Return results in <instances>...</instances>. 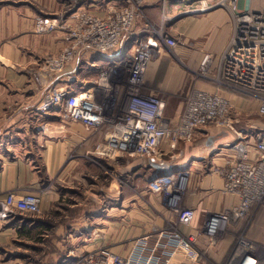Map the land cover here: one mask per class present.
<instances>
[{"label":"crops","instance_id":"crops-1","mask_svg":"<svg viewBox=\"0 0 264 264\" xmlns=\"http://www.w3.org/2000/svg\"><path fill=\"white\" fill-rule=\"evenodd\" d=\"M176 1L165 8V13L176 16V20L187 16L183 13H191L184 27L186 40L175 47L161 43L155 49L144 87L146 92L159 93L164 100L162 116L170 124L179 121L184 109L183 101L174 102L175 96L192 85L215 88L199 81L192 84V73L181 63L195 68L204 54L220 53L233 26L228 12L214 2ZM182 2L183 11L171 14ZM40 5L44 10L33 0H0V198L8 191L33 192L40 196L41 210L14 213L7 222L0 223V264H21L19 258L25 257L21 247L39 250L36 228L39 232L55 230L58 238L51 247L54 251L61 248L62 235L72 231L71 246L78 252L105 247L133 261L155 264H164L165 259L170 264H227L235 237L242 232L258 249H264V205L249 225L244 221L229 223L217 238L202 228L210 212L239 201L237 194L224 191V178L218 170H223L227 160L233 158L235 151L228 145L238 138H245L252 145L264 130V122L251 119L233 128L201 126L191 140L179 141L173 149L164 141L161 160L139 155H101L103 129L65 119L62 104L46 113H40L35 106L50 87L73 89L74 82L83 87L94 81L101 69L123 53L132 52L135 38L122 37L115 49L98 57L76 59L54 77L40 73L41 82L36 83L33 75L40 72L39 56L58 53L65 45L60 32H34L35 15H55L49 12L56 7L54 3ZM86 6L98 15L104 13L102 6L88 2ZM189 7L192 9L187 10ZM143 10L160 17V0H149ZM143 27L141 23L136 25V37L143 33ZM168 53H177V57ZM69 75L74 76L71 83L67 82ZM229 113L232 114L231 109ZM232 116L238 123V113ZM4 155L15 156L9 159ZM21 155L37 165H27ZM168 175L173 176L175 184L185 175L181 205L195 213L187 225L177 221L175 212L167 206L166 189L158 185L159 179ZM42 213L61 221H41ZM173 231L193 234L194 242L188 249L174 246ZM7 244L10 249L4 248ZM52 257L51 263L66 264L63 251ZM68 258L75 264L74 256L68 254Z\"/></svg>","mask_w":264,"mask_h":264},{"label":"built area","instance_id":"built-area-1","mask_svg":"<svg viewBox=\"0 0 264 264\" xmlns=\"http://www.w3.org/2000/svg\"><path fill=\"white\" fill-rule=\"evenodd\" d=\"M149 0H75L72 14L73 26L64 37V47L58 56L42 60L39 73L54 77L73 60L95 57L115 49L122 37H134L132 52L123 53L118 59L101 69L97 78L85 86L82 99L75 90L65 87L50 88L35 108L40 113L53 111L62 104L66 119L81 121L86 127L103 129L104 150L101 155L146 156L161 160L162 144L174 148L178 141H189L196 130L205 125L230 126L229 103L218 92L211 93L194 88L187 96L183 112L176 124L168 123L162 116L164 100L155 92L144 90L145 73L161 43L175 47L177 41L163 27L167 18L162 14L157 27L147 21L144 6ZM86 2L102 6L104 13L98 15L88 9ZM234 27L221 54L220 79L224 85L235 90L258 95L257 112L264 117V12H253L250 7L243 11L232 5ZM165 18V19H164ZM58 20V21H57ZM37 32H50L67 27L66 21L50 16H39L34 21ZM70 23V24H71ZM138 23L144 25L143 33L135 36ZM69 24V25H70ZM91 52V53H87ZM206 57V56H205ZM205 62V58L204 61ZM74 76H67V82ZM82 86V85H81ZM234 150L233 158L227 160L222 172L223 189L238 195V203L220 211L210 212L203 231L212 238L229 223L243 221L249 210L264 202V130L259 132L251 145L245 138H238L228 145ZM172 175L159 179L158 185L166 189L167 206L175 212L177 221L189 224L194 209L181 205L182 188L174 183ZM184 186V185H183ZM40 196L33 192L18 194L8 191L0 198V220L16 213H37ZM227 264H264V249L243 232L235 237ZM194 242L193 234L171 233V244L188 249ZM75 264H155L151 261H133L121 254L101 247L96 251L76 255ZM164 264H170L165 259Z\"/></svg>","mask_w":264,"mask_h":264},{"label":"rangeland","instance_id":"rangeland-1","mask_svg":"<svg viewBox=\"0 0 264 264\" xmlns=\"http://www.w3.org/2000/svg\"><path fill=\"white\" fill-rule=\"evenodd\" d=\"M33 1L36 5L40 6L41 10H44V7H42L40 4L45 5V4H49V3H52V4L54 3L56 5V7L54 9H51L52 11H49V12L54 13L55 15H44V14L40 15V14H38V15H35L34 21L39 16H50V17H53L56 19H63V21H66L67 27H64L62 29L57 28V29L52 30L50 32H60L62 34L63 39H64L67 30L73 26V22L71 23V18H72V14L75 11V8L77 6V4H75V0H33ZM188 2H189L188 0H184V3L187 4ZM204 2H206V4H208L210 2H214V4L217 7L224 8L228 12V14L231 18V22L233 25L232 30H233L234 23H235L234 19L238 18V13L234 14L231 10L232 5H236L237 10H240V11H243L246 7H250V9L253 12L254 11L255 12L256 11L257 12H264V0H205ZM176 3H177L176 0H171V1L170 0H160V4L162 6V13H161L160 17H156L154 14H152V15L146 14V18L150 24L157 27V25L160 24L162 14L164 13L165 18H167L165 20V22H161V23H163L164 30L170 34H173L172 37H174L176 39V41H177L176 45H178L179 42H184L186 40L187 29H184V27L187 25V23L189 21L188 15L190 16L191 13H189V12L183 13L182 15H187V16H184L182 18H178L179 20L178 19L176 20V18H177L176 16H171L170 14L167 15L165 13L166 12L165 8L167 7L169 9V7L172 4H176ZM184 3L183 2L180 3L179 6L177 8H175L170 13L173 14V13L178 12L179 9L185 8ZM188 9H192V7L187 8V10ZM182 11H183V9H182ZM42 12H44V11H42ZM192 15H194V14H192ZM33 30L37 34L49 33V32H42V33L37 32L35 30V23H33ZM172 30H174L175 32H171ZM176 30H177V32H176ZM231 34H232V31L230 33V36H231ZM64 42L69 45V42L65 41V39H64ZM227 42H226V44H227ZM225 47H226V45L224 46V48ZM223 49L220 52H222ZM58 54L59 53L41 54L38 58V66H37L38 70L40 69V65L42 64V60L45 57H47V56L56 57V56H58ZM168 54L175 55V56L177 55V53H168ZM221 54H223V53H206V54H204L202 60L199 62V64L195 68H193L194 66H190L189 64L187 65V63H184V62L181 63L189 72L192 73V84H194L196 81H199V82L205 83L208 86L215 87V88L214 89L213 88H204L201 86L200 87H198V86L194 87V85H192L190 88H187V90H185L181 94H178L177 96H175L174 102L180 103L183 101V103L185 105L186 98L190 94V92L194 88H200V89H203V90L211 92V93L218 92L219 94H221L223 97H225L227 99V101L229 103V109L232 110V114L229 113V116L231 117L230 126L232 128L238 124L239 125L240 124H247L248 120H251V119H256L258 121L264 122V117L259 115L257 112L258 104L260 102L258 95L254 96L251 93H247L245 91H240V90H235L234 87L223 84L222 80L220 79L221 75L219 74V67L221 64V60H220ZM153 55H152V57H153ZM205 56H207V60L203 63ZM73 61H75V60H73ZM36 74L37 73L35 72L33 76H35ZM34 82L40 83L41 78L39 80L34 79ZM74 83L76 84L77 82H74ZM75 84H73V86H72L73 90H75L76 93H83L84 94L86 91V89H85L86 87L85 86L81 87V85L77 86ZM77 84H79V83H77ZM145 86H146V82H145ZM50 88H53V87H50ZM49 89L47 91H49ZM46 92H44L43 97L45 96ZM157 94L159 95V93H157ZM37 105L35 106V108L37 107ZM237 106H238V111H237ZM236 113H238V120H239L238 123L234 122L235 119L232 116V115L235 116ZM230 126H228V127H230ZM12 156L14 157L15 155H12ZM12 156L4 155L3 157L11 159V158H13ZM18 156H20V155H18ZM21 159L24 163H26L27 165H30L32 167L37 165L34 162L32 163V161L29 162V161L25 160V156H23V155H21ZM223 168L224 169L227 168V164H225ZM220 170H222V168H220ZM36 171H38V174L41 175L40 173L42 172V170H39V168H38V170H36ZM263 205H264V202L263 203H257L255 205H253L251 207V209L249 210L250 215L247 216V218L243 221L249 225L255 216L254 215L255 212L257 210H260ZM40 211L41 210L39 208L38 212H40ZM16 213H18V212H16ZM12 215H10V216H12ZM42 215H41L42 218L41 217L39 218L41 221L46 220V221L51 222V223H56V222L61 221L60 218H58L57 216H54V215H47L46 216V214H44V213H42ZM10 216H8L5 220H0V223L7 222L10 219ZM34 231L38 232V235H39L38 237L40 238L39 246H37V247H39L38 248L39 250H33V249H27V248L21 247L20 251H22L25 255L24 258H19L21 264H46L48 262L50 264H53V263H51V262H53L52 255H55V254L59 255L60 252H62V251H63L62 259H64V260L66 259L65 263L66 264H73L74 261L68 258V254L71 255L72 257L74 256L76 259V255H81V254H86L88 252H92V251H88V250L78 252L75 250L74 247L71 246V241H72L71 239H72V237H74L72 231L64 233L62 235L63 240L61 241V243H62L61 248L59 250L57 249L55 251L53 249H51L53 242L55 240H57V238H58V235H56L54 229L53 230H44V231L41 230V232H39L40 230H38L36 228ZM224 231H226V228L222 229L216 237L220 236ZM238 234H240V233H238ZM243 236H246V234L243 233ZM18 240H20V239H18ZM21 240L23 241V239H21ZM15 243H20V242H13L11 244H15ZM45 244L50 245L49 248L42 249L41 246L45 245ZM235 244H236V242L234 241L232 244V248ZM12 246H14V245H12ZM4 248L10 249V244L5 245Z\"/></svg>","mask_w":264,"mask_h":264},{"label":"bare ground","instance_id":"bare-ground-1","mask_svg":"<svg viewBox=\"0 0 264 264\" xmlns=\"http://www.w3.org/2000/svg\"><path fill=\"white\" fill-rule=\"evenodd\" d=\"M207 60V56L205 57V61ZM204 61V60H203ZM204 63V62H203ZM203 90V89H202ZM205 91V90H203ZM84 97V94L83 93H77V98L80 100ZM179 182L181 184V188L184 187L183 185H185V175H181L180 178H179ZM178 182V183H179ZM183 189V188H182Z\"/></svg>","mask_w":264,"mask_h":264},{"label":"water","instance_id":"water-1","mask_svg":"<svg viewBox=\"0 0 264 264\" xmlns=\"http://www.w3.org/2000/svg\"><path fill=\"white\" fill-rule=\"evenodd\" d=\"M188 1H193V0H188Z\"/></svg>","mask_w":264,"mask_h":264}]
</instances>
